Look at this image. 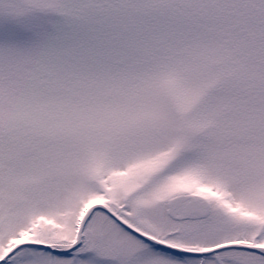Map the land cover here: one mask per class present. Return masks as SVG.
I'll use <instances>...</instances> for the list:
<instances>
[{
	"label": "snow or ice",
	"instance_id": "6c2138e0",
	"mask_svg": "<svg viewBox=\"0 0 264 264\" xmlns=\"http://www.w3.org/2000/svg\"><path fill=\"white\" fill-rule=\"evenodd\" d=\"M0 264H264V0H0Z\"/></svg>",
	"mask_w": 264,
	"mask_h": 264
}]
</instances>
